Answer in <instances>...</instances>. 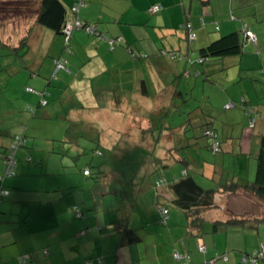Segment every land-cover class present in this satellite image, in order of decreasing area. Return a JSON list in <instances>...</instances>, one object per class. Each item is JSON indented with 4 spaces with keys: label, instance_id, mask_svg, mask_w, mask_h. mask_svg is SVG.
Returning <instances> with one entry per match:
<instances>
[{
    "label": "rangeland",
    "instance_id": "374dc122",
    "mask_svg": "<svg viewBox=\"0 0 264 264\" xmlns=\"http://www.w3.org/2000/svg\"><path fill=\"white\" fill-rule=\"evenodd\" d=\"M30 1L32 0H0V20L20 19L14 17L15 10L33 9L34 3H27ZM154 1L158 2L156 5L163 2H167L166 5L174 4V0H138V5L142 7L140 8L141 14L132 17V14L137 12L136 8L128 13L130 18H125L127 20L136 19L132 22L128 21L130 25L126 26L127 34L132 39H137L136 43L140 45L137 51H134L135 55L138 57L141 54L147 55L146 58L136 59L146 71L154 69V66L150 64L155 65L157 59L154 55L159 54L160 50L174 51L181 56L189 44L191 45L190 55L193 50V54L199 56L201 48L197 46L196 40L191 44L185 38L186 29L184 27L187 23L193 26L194 36L203 32L206 36L213 37L211 42L236 31L215 30L217 25L222 29L225 19L241 24V30H237L240 36H243L242 21L264 25V0H212L205 14L200 1H193L191 10L189 0H185V7L172 6L166 10L167 12L164 11L163 14L155 16L147 11L149 3H154ZM26 4H29L28 7L25 6ZM166 7L164 10L167 9ZM26 13L29 14L28 11ZM202 17L207 18L205 24L200 21ZM47 32L57 36L53 31L47 30ZM82 32L86 38L90 37L84 31ZM52 44L53 40L46 36L45 39L33 41L30 50L27 47L14 50L0 46V129L5 131L4 141H12L19 131L25 136V146L20 148L16 155L18 167L14 174L8 177L5 184L7 190H11L12 186L9 181H16L19 186L17 187L18 194L26 196L25 202L14 206L16 208L14 214H18L17 210L22 207L26 210L31 209L35 214L32 218H37L41 222L45 214L49 212L54 215L55 220L56 212H58L59 225L71 227L72 218L76 221L90 220L91 223L85 226L86 229L100 228L103 234L115 233L114 227L107 226L112 221H116V224L120 220L121 223H123L122 220H128L129 223V219L133 217L132 221L135 224L132 223L137 225V217L144 215L145 212L142 211L149 209L152 198H155L157 191L154 186L152 187V183L155 182L158 174L157 172L152 173L149 143L141 144L139 141L143 132L137 128L128 129L133 123L129 120V113L119 117L118 112L112 107V99L115 100L120 77L116 75V71L112 70L92 81L99 108L94 109L93 100L79 104L78 97L74 98V92L68 90L66 84L59 83L63 72L53 78L54 67L51 66V62L55 57L53 54L58 53L59 58L54 61L62 60L66 64L64 70L68 68L70 58H74V63L71 61L69 68L74 65L78 70L77 66L85 61V56L83 53L76 52L77 56L74 57L70 50H65L64 44L56 43L54 47ZM179 46H182L180 50H178ZM27 52L29 53L25 58ZM62 54L64 58L61 57ZM196 60L198 61L197 58ZM210 62H222V60ZM189 63L191 65V62ZM123 66L124 69L131 67L130 65L127 68L126 64ZM198 66L203 70V65L198 64ZM191 68L192 66H189V69ZM238 68V66L232 68L228 66L225 70L218 71L212 78L213 83H204L203 77L197 81L194 77L195 71L190 76H185L183 73L179 76L170 70L169 73L157 72L156 76H152L153 82L147 83L149 95H151L147 99L150 103L147 105L136 104L138 102L130 104L129 112L131 111L133 115H144L149 106L159 104V107L164 108L165 105L161 102L162 86L169 84L175 87L177 95L166 104V113H170V116L163 114L160 118L162 119L159 121L160 132L164 135L168 130V125L177 129L172 137L176 141L177 148L181 147L179 153L191 163L195 174L199 175L200 169L195 166L193 160L198 159L199 164L208 161L206 158L209 154L206 145L208 139L204 137L203 132L210 122L200 120L202 115H199L198 122H194L193 116L198 109L205 113L202 108L207 105L206 98L212 96L215 88L220 89L221 84H226L219 79L225 78L227 74L231 79L233 74L239 72ZM235 70L236 73H233ZM142 85L141 82L139 88L141 102L143 101ZM226 85L231 90V82ZM26 87L46 93L43 101L49 105L41 107L40 97L37 93L27 92ZM45 89L49 91L46 90V92ZM68 103L73 106H66ZM30 108L34 109L33 112ZM66 108L69 113L68 117ZM73 109L75 110L71 112ZM44 110L49 111L44 112ZM22 125L26 128L21 132ZM160 132L157 133V138L160 137ZM180 134L184 136L179 137ZM186 136L189 139L186 142H192L190 147L185 144ZM161 139H163L162 136ZM202 146L204 148H200ZM210 154H212L211 151ZM214 159H220V154L214 156ZM85 171H89L90 175H86ZM161 175H163L162 172ZM149 185L150 190H143L144 186ZM139 195L143 199L141 203H139ZM217 203L219 208L206 215L207 222L204 225L209 230L213 228V224L208 222L210 219L213 217L227 219L231 217L229 213L249 218L264 217V199H259L250 192L239 191L232 193L231 196L226 194L225 197H219ZM74 206L79 207L85 219L76 218L72 211ZM170 207L178 210L172 205ZM226 229L229 230L228 241L231 244L229 254H231V260L234 257L240 260L237 264H245L241 261L244 254L253 255L257 250L264 251V222L258 225L256 236L252 233V236L249 235L250 238H248V230L253 229L245 225L230 224ZM225 233V229L216 233L208 232L207 229L203 234L210 238L220 235L222 236L220 241L223 242ZM218 249L219 255L226 253ZM213 258H216V255ZM259 264H264V261H259Z\"/></svg>",
    "mask_w": 264,
    "mask_h": 264
},
{
    "label": "crops",
    "instance_id": "0c3cea01",
    "mask_svg": "<svg viewBox=\"0 0 264 264\" xmlns=\"http://www.w3.org/2000/svg\"><path fill=\"white\" fill-rule=\"evenodd\" d=\"M193 1L195 0H189L191 10ZM61 2L67 10H70L74 5V0H61ZM100 2L102 3L100 4ZM100 2L99 0H92L91 2L84 0L79 18L84 22L97 24L99 31L109 37L121 38L122 43L120 45L112 48L108 42L95 35L87 34L90 37L86 38L81 30L75 31L70 38L69 44H67L64 33L53 31L57 35L54 36V34L47 32V30H52L37 24L35 17L30 16L26 18L18 17L20 19L14 20L5 18L0 20V46L10 49L27 47L30 50L33 41L45 39L47 36L50 40H53L52 47L56 43L64 44L65 50H70L74 57L77 56L76 52L83 53L85 61L77 66L79 67L78 70L74 65L69 68L70 62L74 63V58H68V68L57 70L56 61L54 60L59 57L57 56L58 53L53 54L55 57L51 62V66L54 67L52 76L56 78L57 74L63 72L59 83L66 84L69 88L68 90L74 92V98L78 97L79 104L93 100L94 109L99 108L100 105L96 102L92 81L98 77H103L104 74L110 73L112 70L116 71V75L120 77V82H118L119 87H117L115 100L112 99V107L118 112L119 117L129 113V120L133 123L128 129H131V127L137 128L143 132L139 140L140 143H149V145H145H148V151L151 153L152 173L157 172L158 177L156 179L159 176H163L168 183L179 177L186 170L185 164L181 161L185 157L179 153L181 147L177 148L176 141L172 137V134L177 129L168 125L169 131L167 130L164 135H161L159 124L163 114L170 116V113H166L167 108L165 107L169 100L176 97L177 91L175 87L163 84L161 102L165 105L164 108L159 107V104L157 106H149L144 115H133L131 111L129 112L130 104L133 105L138 102L136 104L147 105L150 103L147 99L151 96L149 95L147 83L153 82L152 79L157 72H168L170 70V72L179 76L182 73L185 76H190L195 71L194 77L197 78V81L200 77H203L205 79L204 83H213L212 78L218 71L225 70L228 66H231V68L238 66V75L233 74L230 79L227 74L225 78L219 79L226 82V84L231 82V90L226 84H221L220 89L215 88L212 96L206 98L205 103L207 105L202 108L205 113L198 109L193 116L194 122H198L199 115H202L200 120H207L210 122L208 124L214 127L217 139L222 142V152L218 153L220 154V159H214L217 154L212 152L209 142H206L209 151L208 157H206L208 161H203V163L199 164V160L194 159L193 163L199 167L201 172L197 175L198 181L206 188H216L227 180H233L241 185L252 183L256 176L257 158L260 153L264 131V25H254L253 23L249 24L242 21V40L246 41L245 32L248 31L257 37V43L247 42L245 53L241 56L225 58L222 59V62L202 61L199 56L197 57V54H193V50L190 55L189 47L191 45L188 44L189 46L187 45L184 54L181 56L174 51L166 52L160 50L159 54L155 53L154 57L157 62H155V65L150 64V66H154V69L146 71L145 67H141V64L137 62L139 60L136 59L146 58L147 55L141 54L139 57L135 55L134 51H137L140 45L136 43L137 39L129 37L126 28V26L130 25L128 21L136 20L125 19L129 17L128 13L132 9L137 8V12L133 13L132 17H137V15L141 14L140 8L142 9V7L138 5V0H100ZM184 2L185 0H174L173 5H166L165 3L167 2L156 5L158 2L154 1V3H149L147 9L153 6H162L160 12L152 14L155 16L164 11L167 12L166 10L172 6L182 5L185 7ZM211 2L208 5L201 3L204 14L208 11L207 8L210 7ZM165 7L167 9L164 10ZM147 11L149 13V10ZM142 13L146 15L144 12ZM75 18L76 15L69 11L68 19L71 21L75 20ZM233 19L236 20V17ZM200 21L205 24L207 18L202 17ZM240 27V23H232L225 19L222 29L217 25L215 30L232 32L233 30H241ZM185 34L187 35V31ZM212 38L206 36L203 32H199L195 36L196 44L200 48L209 45ZM22 41H26L27 44L21 47ZM153 41H155L154 38ZM124 45L127 46L125 47ZM178 48L180 50L182 46ZM79 49L82 50L79 51ZM28 53L25 58H27ZM61 57L64 58L63 54ZM189 62H191V65ZM124 64H126L127 68L130 65L131 67L124 69ZM198 64L203 65V70ZM189 66H192V68L189 69ZM222 66L223 68L221 69ZM233 73H236V70ZM141 82L143 84L142 102L140 101L139 91ZM46 90L49 91V89ZM44 95H46L44 92L42 97L38 95L41 107L45 106L41 105ZM245 102L256 107L259 112V115H254L256 117L254 126L251 125L249 117L245 116L244 110L247 105H245ZM231 103L234 104V107L224 109L225 106ZM48 105L49 103L46 104V106ZM66 106L73 105L68 103ZM74 110H71V112ZM47 111L49 110H44V112ZM67 111L68 109L66 108L68 117L69 113ZM158 132H160V137L157 138ZM4 134L5 131L0 129V191L3 187L7 191L6 195L1 196L2 202L0 204V264H21L20 258L22 257L28 258L25 264H183L185 261L179 260L177 255H188L190 257L188 264H237L240 261L236 257L231 260V254H229L231 253V244L228 241L229 230L226 229L228 226L225 228L226 235L223 242L220 241L222 237L220 235L210 238L203 233L199 235L188 227L186 215L180 209L177 208L178 210H176L168 205L174 199L169 184L164 185L166 187L163 190H159V192L156 190L155 198H152V204L149 209H144L142 211L145 212L144 215L137 217V225H134L133 217L129 219V227L134 229L141 238L138 243L129 245L122 243L123 240L120 233L109 234L108 232L103 234L101 233L103 230L100 228L90 227L86 229L85 226L91 223L90 220L76 221L72 218L71 227H67L68 225H59V222H57L58 212H56L55 220L54 215L49 212L45 214L41 222L37 218H32L35 214L31 209L26 210L22 207V209L17 210L18 214H14L16 212L14 206L25 202L26 196L18 194L17 187L19 188V186L16 181H9L12 186L11 190H7L5 186L6 180L10 175L7 173L8 166L4 160L3 152L11 141H4ZM161 136L163 139H161ZM180 136L183 137L184 135L180 134ZM186 140H189L187 136L184 141L190 147L192 142L187 143ZM200 148H204V146ZM210 151L212 154H210ZM16 167H18V163L15 165L14 171ZM189 168L194 170L191 165ZM161 172L163 175H161ZM153 186L154 183H152ZM144 189L150 190V185L144 186ZM226 194L231 196V193ZM226 194H219L216 199L225 197ZM158 195H161L160 201ZM143 197L147 201V197L145 195ZM138 199L139 203L143 201L141 195H139ZM159 204H167L166 208L169 210L167 215L161 214V205ZM10 206L12 209H8ZM72 211L78 220L86 218L78 206H74ZM229 215L231 216V213ZM215 218L213 217L208 222L213 224L215 220H226ZM115 222L112 221L107 226L111 228ZM248 224L250 223L244 225L249 229H253L248 230V238H250L249 235L252 236V233L256 236L259 224ZM207 229L208 232L212 231L205 225L204 232ZM202 246L205 251H201ZM218 248L226 253L223 252L225 254L219 255ZM215 255L216 258H213Z\"/></svg>",
    "mask_w": 264,
    "mask_h": 264
},
{
    "label": "trees",
    "instance_id": "16d2710c",
    "mask_svg": "<svg viewBox=\"0 0 264 264\" xmlns=\"http://www.w3.org/2000/svg\"><path fill=\"white\" fill-rule=\"evenodd\" d=\"M203 5H208L211 0H198ZM34 3L33 9H27L29 14L26 13L23 9H16L14 17H30L34 16L36 23L50 29L56 33H64L66 28V23L68 20V14L70 10L63 5L61 0H32L27 3ZM29 4L25 6L28 7ZM72 13V12H71ZM29 15V16H28ZM186 39H188V33L186 35ZM191 43V42H189ZM26 41H22L21 47L26 45ZM247 42L243 41L240 33L238 31H234L228 35L222 36L216 41L211 42L209 45L203 47L199 51V57L202 61H212V60H222L229 57H237L241 56L245 53ZM17 50V49H14ZM247 104V105H246ZM245 116L246 110L253 108L255 115H259L258 110L256 107L251 106L248 102H245ZM224 109H227L224 107ZM253 117H255L253 115ZM250 119V117H249ZM26 127L21 128V132L25 130ZM212 130L215 133L214 127L211 124H207L204 129L203 135L206 130ZM216 134V133H215ZM25 136L20 131L14 135L13 140L11 141L10 145L5 148L3 152L4 160L8 162V155L12 151L13 144L15 140L19 137ZM204 137H206L204 135ZM207 138V137H206ZM220 141V140H219ZM209 142V139H208ZM221 146L222 142L220 141ZM25 146L23 144L20 148ZM209 147L211 148V144L209 142ZM19 148V149H20ZM17 149L14 154L15 165L17 164ZM222 152V150H221ZM220 152V153H221ZM186 167V170L182 172L179 177H176L171 182H167V179L163 176H159L158 179L154 182L155 189L159 192V188L163 187L166 184H169V188L174 195V199L170 201L168 205H172L178 209H180L187 217L188 227L196 231L197 234L204 233V224L207 222V213L210 211H214L219 208V204L217 203V196L219 194H226V193H237L239 191L250 192L253 195L257 196L259 199H264V131L263 137L261 140V149L260 153L257 158V171L255 180L252 183L241 185L233 180H227L222 182L218 187L214 188H206L201 185L198 181V177L195 174L194 170L189 168L190 162L187 161L186 158L181 160ZM165 181L159 187L156 186V182L164 179ZM6 190L4 187L2 188ZM4 196V195H3ZM158 199L160 201L161 195H158ZM2 199L0 197V204ZM160 203V202H159ZM161 205L160 211L163 215V209L169 211L166 207L167 204H159ZM121 220L119 223L114 224V232L120 233L122 235L123 244L129 245L133 243H138L140 241V236L138 233L129 227L128 220ZM264 222V217H241L237 215H232L231 217L227 218L225 221L222 220H215L213 222V229L214 233L220 231L221 229H225L228 225H244L246 223L250 224H260ZM244 256H250L249 254H244ZM243 260V259H242ZM28 261V259H27ZM26 261V262H27ZM25 262V263H26ZM243 262V261H242ZM21 263V264H25Z\"/></svg>",
    "mask_w": 264,
    "mask_h": 264
},
{
    "label": "built area",
    "instance_id": "2783aa9c",
    "mask_svg": "<svg viewBox=\"0 0 264 264\" xmlns=\"http://www.w3.org/2000/svg\"><path fill=\"white\" fill-rule=\"evenodd\" d=\"M83 5H84V0H74V5L71 7V12L74 15H76V18H75V20H71V21L69 19L67 20L66 28H65V32H64V34L66 35L67 44H69L70 38L73 35V33L75 31L81 30V31H84L88 35H95L98 38L105 40L106 42H108L110 44V46L112 48L116 45H120V43H122L121 38L109 37L107 34H103L99 31L97 24L87 23V22L82 21L79 18V14H80V11H81V8L83 7ZM161 10H162V6H153V7L149 8V13L156 14V13L160 12ZM184 28L186 29V31L188 33L189 42L192 43L195 40V36L192 34L193 28H192L191 24L187 23ZM245 40L248 43H257V37L248 31L245 32ZM65 66H66V64L62 60L56 61L57 70L64 69ZM26 91L30 92V93H37V95H39L40 97L43 96V93L37 92L31 88H27ZM46 104H47V102H44L43 100H41V105H46ZM231 107H234L233 103L225 106V108H231ZM30 110L33 111L32 108H30ZM253 112H254L253 108L246 110V116L250 117L252 126H254V124L256 123V117L253 118V115H255V113H253ZM204 135L207 137V139H209V142H210L211 148H212V152L214 154L220 153L222 150V146H221L220 141L217 139V135L212 130H209V129L205 131ZM24 143H25V141H24L23 136H19L15 140L13 147H12V151L8 155V162H7L8 172L7 173L10 176L14 174V167H15V162H16L14 160V154L13 153L17 149H19ZM85 174L90 175V172L85 171ZM164 181H165V178L157 181L156 186L159 187L161 184H163ZM6 194H7V191L4 189H1L0 197L3 195H6ZM167 214H168V211L163 209V215H167ZM201 251H205V248L203 246L201 247ZM177 258L181 261H185V262H183V264H188V262L190 261V257L188 255H185V256L177 255ZM27 259H28L27 257H22V258H20V262L25 263L27 261ZM242 261L245 264H259V261H264V251H257L253 255H250L248 257L244 256Z\"/></svg>",
    "mask_w": 264,
    "mask_h": 264
}]
</instances>
